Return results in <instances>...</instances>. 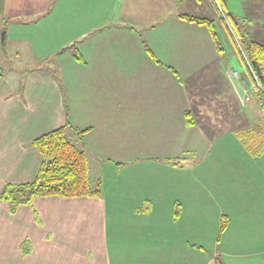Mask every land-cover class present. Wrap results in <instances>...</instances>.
<instances>
[{
    "label": "crops",
    "instance_id": "crops-1",
    "mask_svg": "<svg viewBox=\"0 0 264 264\" xmlns=\"http://www.w3.org/2000/svg\"><path fill=\"white\" fill-rule=\"evenodd\" d=\"M233 1L0 0V38L5 29L6 43L49 65L0 68V195L35 180L44 158L33 142L66 123L105 190L37 196L14 212L0 200V264H264V191L236 172L206 181L201 167L216 144L195 114L252 94L208 25L185 17L221 12L226 24ZM222 192L227 204L207 203Z\"/></svg>",
    "mask_w": 264,
    "mask_h": 264
},
{
    "label": "rangeland",
    "instance_id": "rangeland-1",
    "mask_svg": "<svg viewBox=\"0 0 264 264\" xmlns=\"http://www.w3.org/2000/svg\"><path fill=\"white\" fill-rule=\"evenodd\" d=\"M232 5L237 14L233 17L228 14L226 23L229 29L224 24L222 19L224 16H221V12L219 15L221 20H214L213 24L222 45L221 47L224 49V55L248 77L249 80H247L250 83L249 90L252 97L245 104L241 102L238 96L235 100L234 98L229 100L222 97L220 98L221 105L224 104L227 113L212 114L209 112V114H195L198 122L213 136L216 144L211 160L205 161L201 167L205 169L206 181H212L207 176L223 180L224 175L230 173V181L233 182L235 178L234 172H236L239 176V180L236 178L238 184L246 183L244 177H248V182L252 181L253 186H257L261 188V191H264V109L260 104L258 94L254 91L253 82L235 44L236 40L242 53H244L248 41L256 40L264 43V0H234ZM2 23L4 24V22ZM4 30L2 29V31ZM58 33L61 34L62 30L58 31ZM57 37L52 35L53 39ZM21 49L22 52L19 55ZM26 50L20 42L12 44L11 42L6 43L5 40V45L3 46L0 38V68L3 73L21 74L29 70L45 72L49 69L47 59L32 57ZM213 105L214 107L220 106L215 101L207 109L209 107L212 108ZM257 133L260 136H255ZM217 138L220 141H216ZM196 173L190 172V176H195ZM224 182H227V180ZM260 183L261 185H259ZM102 190V192L105 191L104 189ZM246 190H249V188ZM224 196H226L224 192L216 194V198L211 195L207 203L220 202L227 204L225 202L228 197L225 199ZM222 197L223 199H221ZM237 243L239 247L243 248L254 245L249 239Z\"/></svg>",
    "mask_w": 264,
    "mask_h": 264
},
{
    "label": "trees",
    "instance_id": "trees-1",
    "mask_svg": "<svg viewBox=\"0 0 264 264\" xmlns=\"http://www.w3.org/2000/svg\"><path fill=\"white\" fill-rule=\"evenodd\" d=\"M185 18L207 24L219 45L218 35L213 28V21L199 17ZM235 44L242 61L254 80L256 93L264 109V43L250 40L246 43L244 53H242L236 40ZM75 45L76 43H73L65 49L73 48ZM254 73L258 77L257 80ZM186 118L188 125L195 124L191 112L186 113ZM72 129L73 127L66 123L64 126L40 136L33 142L44 158L35 180L24 184H8L0 195V200L7 201L10 204L12 212L16 211L21 204H31L37 196L61 195L73 197L81 195L99 196L102 194L101 181H98L95 185L91 182L87 149L79 148L69 139L68 133ZM80 135H83L82 132H80ZM255 136H260V134L257 133ZM227 226L228 218L224 216L221 221L219 237ZM216 264H225L221 256L216 257Z\"/></svg>",
    "mask_w": 264,
    "mask_h": 264
},
{
    "label": "built area",
    "instance_id": "built-area-1",
    "mask_svg": "<svg viewBox=\"0 0 264 264\" xmlns=\"http://www.w3.org/2000/svg\"><path fill=\"white\" fill-rule=\"evenodd\" d=\"M233 75L236 76L238 75V71L237 70H233ZM254 77L256 78V80L258 79L257 75L254 73ZM240 100L243 104H245L246 101L250 100V95H248L247 93L243 94L242 96H240Z\"/></svg>",
    "mask_w": 264,
    "mask_h": 264
},
{
    "label": "water",
    "instance_id": "water-1",
    "mask_svg": "<svg viewBox=\"0 0 264 264\" xmlns=\"http://www.w3.org/2000/svg\"><path fill=\"white\" fill-rule=\"evenodd\" d=\"M5 40H6V30L1 32V42L3 46L5 45Z\"/></svg>",
    "mask_w": 264,
    "mask_h": 264
}]
</instances>
